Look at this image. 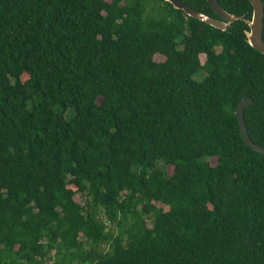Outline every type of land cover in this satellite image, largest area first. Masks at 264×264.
<instances>
[{"label": "trees", "instance_id": "1", "mask_svg": "<svg viewBox=\"0 0 264 264\" xmlns=\"http://www.w3.org/2000/svg\"><path fill=\"white\" fill-rule=\"evenodd\" d=\"M247 31L163 0H0V264H264V156L234 116L251 101L264 149Z\"/></svg>", "mask_w": 264, "mask_h": 264}, {"label": "water", "instance_id": "2", "mask_svg": "<svg viewBox=\"0 0 264 264\" xmlns=\"http://www.w3.org/2000/svg\"><path fill=\"white\" fill-rule=\"evenodd\" d=\"M168 3L173 10L180 11L184 16L195 19L215 30L223 32L227 25L234 21H242L246 24L248 31L245 33L246 43L248 46L257 52L264 55V43L262 42V17L263 7L260 0H246L251 7V17L247 22L239 17L231 16L219 8L215 0H205L208 7L211 9L217 19L205 17L194 10L188 8L177 0H163ZM251 104L250 100H243L239 102L234 110V116L237 121L239 136L243 143L253 152L264 156V149L252 144L247 137L243 122V111Z\"/></svg>", "mask_w": 264, "mask_h": 264}, {"label": "rangeland", "instance_id": "3", "mask_svg": "<svg viewBox=\"0 0 264 264\" xmlns=\"http://www.w3.org/2000/svg\"><path fill=\"white\" fill-rule=\"evenodd\" d=\"M153 60H154L155 62H160V61H162V58H161L160 56H155V57L153 58ZM198 60H199V64H203V62H204V56H203V55L198 56ZM202 75H203V74H201V76H194L192 79H193L194 81H200L201 78H202ZM199 79H200V80H199ZM208 163H209L210 166H214V164H215V159H210V160L208 161ZM166 172H167L168 175H170V173H171V168H170V167H167V168H166ZM73 201H74L75 203L79 204L80 206L83 205V203H84L83 199H82L80 196H78V195H75V196L73 197ZM146 224H147V226H150V221H147ZM107 250H108V248H107V246H105V245H101V246L99 247V251H100V252H106ZM53 257H54V255L52 254V256H50V260H47V261L45 262V264H52V262H53Z\"/></svg>", "mask_w": 264, "mask_h": 264}]
</instances>
